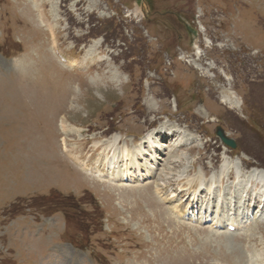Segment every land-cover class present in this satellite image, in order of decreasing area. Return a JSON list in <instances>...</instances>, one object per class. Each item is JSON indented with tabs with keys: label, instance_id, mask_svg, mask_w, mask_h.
I'll list each match as a JSON object with an SVG mask.
<instances>
[{
	"label": "rangeland",
	"instance_id": "1",
	"mask_svg": "<svg viewBox=\"0 0 264 264\" xmlns=\"http://www.w3.org/2000/svg\"><path fill=\"white\" fill-rule=\"evenodd\" d=\"M225 156L264 169V0H0V264H264V220L189 221Z\"/></svg>",
	"mask_w": 264,
	"mask_h": 264
},
{
	"label": "bare ground",
	"instance_id": "2",
	"mask_svg": "<svg viewBox=\"0 0 264 264\" xmlns=\"http://www.w3.org/2000/svg\"><path fill=\"white\" fill-rule=\"evenodd\" d=\"M35 5H36V1H35ZM195 48L197 49L196 52L198 56L201 53L198 44L195 45ZM193 64H195L197 67H201V65L197 62H194ZM221 99L222 102L228 104L232 108H238L241 105L240 98L236 96L235 92L226 88L222 89ZM66 124L61 123L60 125L61 130L64 133L68 130ZM119 141L121 140L118 139L117 145L119 144ZM153 150H154V146L152 144L151 135H149L145 139H143L139 144L136 145L128 146L126 145V143H124L123 146L121 147L119 157H116L117 152L114 151L116 153L114 154L113 151H109L106 153L107 156L105 155L104 158L99 156L98 159L99 161L101 159L103 165L107 164L108 167L114 166L116 168L119 167L121 160L124 161L127 159L128 160L127 168L130 169L133 167H136V169L141 168L140 169L141 172L143 168L141 162L144 161V158L142 157V153L145 156H150ZM100 154L102 155L101 151ZM223 161L224 162H222L221 164L222 165L221 170H227L226 172H224L227 173L224 176L229 177L228 181L232 180L230 185L231 187L228 186L230 188L229 191H223L222 185H220L222 177L224 176H221L220 180L218 181L214 174L208 177L206 176V173H204L201 169L198 176H193L192 180L198 181L197 188H199V190L208 189L210 191L209 196L211 199L215 200V202L218 205V209L221 208L223 209V211H231V212L234 211L241 215L243 210H245L247 199L249 200L250 196L253 199L258 198V196H255L256 195L255 190L257 188H259L258 190L260 194L259 196H261L260 198L261 200H263L264 170L259 168H253L247 171L242 170L241 168L242 161L240 157L231 160L230 158L225 156ZM118 173L119 175L122 176V179H125V177L128 175L127 171L121 172L119 170ZM221 173H223V171ZM233 185H235V187ZM239 185L242 186L239 187ZM249 188L253 189L252 193H249L250 191ZM238 189L240 190L243 189V191L239 193Z\"/></svg>",
	"mask_w": 264,
	"mask_h": 264
},
{
	"label": "water",
	"instance_id": "3",
	"mask_svg": "<svg viewBox=\"0 0 264 264\" xmlns=\"http://www.w3.org/2000/svg\"><path fill=\"white\" fill-rule=\"evenodd\" d=\"M216 133H217L218 136H220V138L222 139V141H223L224 143H226V144H228V145H230V146H232V147H235V146H236L235 141H234L232 138H229V137L225 134V132H224V130L222 129V127L219 126V127L217 128Z\"/></svg>",
	"mask_w": 264,
	"mask_h": 264
}]
</instances>
